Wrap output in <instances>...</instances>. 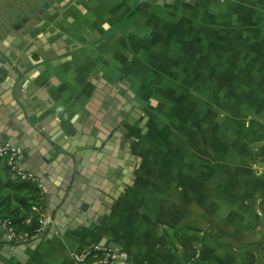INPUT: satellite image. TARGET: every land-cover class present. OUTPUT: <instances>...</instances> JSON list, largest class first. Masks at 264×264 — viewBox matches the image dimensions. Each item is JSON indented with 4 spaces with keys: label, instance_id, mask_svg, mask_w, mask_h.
<instances>
[{
    "label": "crops",
    "instance_id": "0c3cea01",
    "mask_svg": "<svg viewBox=\"0 0 264 264\" xmlns=\"http://www.w3.org/2000/svg\"><path fill=\"white\" fill-rule=\"evenodd\" d=\"M63 2L32 32L42 51L63 54L61 34L75 49L45 62L52 104L42 128L0 90V139L33 146L20 147L17 164L35 175L52 222L25 240L0 224V264H74L73 251L100 242L128 253L109 264H264V161L255 154L264 141L246 139L250 118L264 122V0ZM125 115L120 140L112 123ZM63 132L80 160L73 195L70 157L51 153Z\"/></svg>",
    "mask_w": 264,
    "mask_h": 264
},
{
    "label": "water",
    "instance_id": "95a60500",
    "mask_svg": "<svg viewBox=\"0 0 264 264\" xmlns=\"http://www.w3.org/2000/svg\"><path fill=\"white\" fill-rule=\"evenodd\" d=\"M171 0H156V3L162 4L163 2H170ZM188 2H194L195 0H186ZM147 7H150V3H147ZM1 37V34H0ZM28 42V45H31L33 41L29 38V36H26L25 39ZM9 42L12 44V46H9L6 49L0 48V68H4L7 73L6 76L4 74L0 73V90L1 89H9V93L7 95L11 94L10 100L7 101V103H10L13 99L14 102H11L10 105L18 109L20 108V112L23 113V116L25 119H28L31 123H33L34 127L36 129H41L44 122V118L42 116L46 115L44 112L48 107L51 106L52 103H49V91L48 88L51 85L49 79H43L44 74L47 72V65L45 64L46 61H49L50 58H55L57 55H59V52H56V49L58 46L53 47L51 45V53L50 54H43L41 53V50L32 47L31 49L27 50H18L16 45L17 42L13 43V39H9ZM37 42H34L36 44ZM56 45L57 42H56ZM64 48L65 45H64ZM37 50V52L40 55V61L41 62H35L31 60V57L29 56L30 52ZM67 49H65L66 51ZM71 50V49H69ZM64 51V52H65ZM16 54L20 57L17 63H14L12 60V55ZM62 54V53H61ZM51 66H55V63L53 61H49ZM8 76V77H7ZM7 77V78H6ZM4 98V96H3ZM35 117L36 120H33ZM40 134L42 136H46L45 133H43L40 130ZM24 135V131H20L19 134H17L18 138H21V136ZM65 136V137H64ZM67 135L63 132L61 135L53 136L51 138L52 142L51 145L53 147L52 155L55 154L56 156L62 157V159L66 160L65 153L68 155V163L71 168V173L68 174L69 177L72 175V180L70 182L69 188L70 191H67L66 195H73L74 191H76V188H73V185L80 186L75 179L79 178L80 171L77 170L76 165L80 162L77 155H75V151L72 148H68L69 146L64 145V140H71V136ZM39 140H42L40 136H37ZM37 138V139H38ZM64 138V140H62ZM11 143H16V140H11ZM10 142V141H9ZM35 142V141H34ZM34 142L32 143L34 145ZM36 149H39V144L35 142ZM19 147L22 148L23 151L28 152L30 149H33V146L31 144H28L27 142H20L18 144ZM60 148L62 149L60 151ZM63 153L60 155V153ZM38 153V150H34L30 152L31 156L34 157ZM68 187V184H64L61 186L63 190H66ZM78 200H74L73 202L76 204ZM78 205L76 204V207ZM80 209H84L83 206ZM70 226H74L73 223H70ZM52 230H54V227L52 226ZM102 245V242L99 243Z\"/></svg>",
    "mask_w": 264,
    "mask_h": 264
},
{
    "label": "trees",
    "instance_id": "16d2710c",
    "mask_svg": "<svg viewBox=\"0 0 264 264\" xmlns=\"http://www.w3.org/2000/svg\"><path fill=\"white\" fill-rule=\"evenodd\" d=\"M247 133L248 141H264V122L250 118ZM255 154L264 161V142L259 145ZM40 199L41 187L38 181L21 177L16 169L0 156V215L9 218L17 234L26 233L28 237L36 234L35 229L39 225V217L42 214ZM259 208L264 219V197L260 200ZM101 254L100 249L92 248L85 260L90 263ZM245 255L248 258L249 255L252 256L246 251ZM189 264H217V262L197 256Z\"/></svg>",
    "mask_w": 264,
    "mask_h": 264
},
{
    "label": "flooded vegetation",
    "instance_id": "af4514ba",
    "mask_svg": "<svg viewBox=\"0 0 264 264\" xmlns=\"http://www.w3.org/2000/svg\"><path fill=\"white\" fill-rule=\"evenodd\" d=\"M70 4L74 6L72 2H70ZM67 5L68 3L67 2L62 3V0H0V34H1L0 45H1V40L4 37H6L7 35H14L13 38H9V39H13L14 41L13 43L17 42L19 44L20 42H26L27 43V47L25 48L26 51L31 49L32 45H34V42H37L36 39L38 38V37H34L32 32L37 27L42 26L46 22H48V19L44 15L45 14L53 15L54 12L62 13L67 8ZM62 18L63 15H60L59 20ZM44 34L48 37L52 33L50 31L46 33L45 31ZM26 36H29L31 41H33L31 45H28V42L24 40ZM67 39H68V34H61L54 38V41L57 42V44L61 46L65 45L67 49L62 55H68L69 53L71 54L72 52L75 51V49H73V46L62 44V42L67 41ZM28 46H30L29 49ZM59 48L56 49V52L59 51ZM50 51L51 50L48 51L41 50V53L48 55L51 53ZM59 55H57L56 57H59ZM29 56L31 58H35L36 56L40 57L37 50L30 52ZM136 105L139 107V104ZM119 113L123 114V112H119ZM124 121L129 122L126 115L122 116L121 119L119 118L117 119V121L112 123L113 129L117 130L116 136L120 137V140H122L124 136L128 135L127 127L121 126V123H123ZM127 139L129 140V138Z\"/></svg>",
    "mask_w": 264,
    "mask_h": 264
},
{
    "label": "built area",
    "instance_id": "2783aa9c",
    "mask_svg": "<svg viewBox=\"0 0 264 264\" xmlns=\"http://www.w3.org/2000/svg\"><path fill=\"white\" fill-rule=\"evenodd\" d=\"M21 148L8 140H2L0 139V156L4 157L7 162L14 168L16 171L21 175L23 178H30V179H36L35 175L30 172L23 170L21 167L17 164V156L20 152ZM35 208V207H34ZM29 220V219H27ZM52 222V219L49 215L41 214L39 217V225L35 229L36 232L43 231L50 223ZM0 224L3 225L7 232L8 236L12 239L17 240H25L26 239V233L17 234L14 227L10 224V220L8 217L0 215ZM93 249H100L102 251L101 256L97 257L90 263H101V264H109L112 260L116 258H122L126 259L128 258V253L123 250H112V249H103L100 244L94 245L92 247ZM92 248H83L78 251H73L71 253L72 260L74 264H88L85 260V257L90 249Z\"/></svg>",
    "mask_w": 264,
    "mask_h": 264
}]
</instances>
